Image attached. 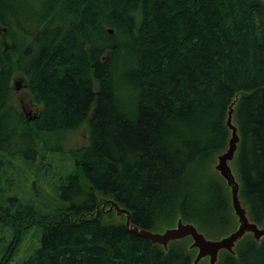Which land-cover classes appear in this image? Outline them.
Returning <instances> with one entry per match:
<instances>
[{
	"label": "trees",
	"instance_id": "obj_1",
	"mask_svg": "<svg viewBox=\"0 0 264 264\" xmlns=\"http://www.w3.org/2000/svg\"><path fill=\"white\" fill-rule=\"evenodd\" d=\"M14 74L36 118L14 104ZM233 101L239 199L264 227V0H0V221L15 231L3 262L37 226L21 264H192L185 245L165 251L95 213L105 198L140 230L180 219L207 239L233 231L230 189L213 169ZM83 125L87 145L69 151L53 187L62 207L42 214L13 181L32 168L33 193L54 184L46 158ZM234 251L218 264H264V238Z\"/></svg>",
	"mask_w": 264,
	"mask_h": 264
},
{
	"label": "rangeland",
	"instance_id": "obj_2",
	"mask_svg": "<svg viewBox=\"0 0 264 264\" xmlns=\"http://www.w3.org/2000/svg\"><path fill=\"white\" fill-rule=\"evenodd\" d=\"M18 75L14 74L12 77L11 82V89H12V96H13V102L17 106L19 110L25 114L27 117L36 116L35 114H38L39 112V106L33 102L31 96L29 95L28 90L26 89V85L24 83V80H21L17 78ZM17 78V79H16ZM91 115V112L89 113ZM62 146H61V152L58 155L55 156H47L45 163H50V169L47 172V178L53 173L55 175L49 179L50 183H54L51 186L49 185H38L36 182V192L33 193L30 189V184L38 178V175L35 174L33 169L31 168L30 171H27V180H18L15 179L13 181V184L17 187L19 190V198L20 199H34V204L39 207V210H42V214H49L57 210L58 208L62 207L60 205L61 201L57 196V193L54 190V185H58V183L64 178L66 174L70 171L72 168V161H71V154L70 150H76L78 148H82L83 146L87 145L88 137H87V127L86 125H83L81 128L70 131L68 133H65L62 135ZM51 145L54 146V141L51 142ZM230 167L232 170V173L235 177L236 182L238 183V179L236 177L235 173V158L234 162L231 164ZM28 170V169H25ZM240 191V186H239ZM109 199L100 198L99 203L101 204L100 208L98 207V212H102V224H125V214H117L114 210L108 211L110 208ZM246 208V207H244ZM178 221V220H177ZM176 221V222H177ZM187 223V222H185ZM176 225V223L173 226L166 227L162 229H159L156 232L162 233L165 229L173 228ZM40 229L37 226L31 227L29 230L25 231L24 234H19L20 241L16 244L14 248V252L17 253L16 256H14L10 261L3 262V256L1 254L2 249L4 248V245L11 241L15 237V231L13 229V225L6 224L4 222L0 221V264H21L24 262L28 256L32 253L33 249L39 245L41 233ZM216 239V238H212ZM239 243V242H238ZM171 244H177V245H185L186 251L189 252L190 256L194 260L197 254V251L190 248V245L192 242L189 238L181 239L178 241H173L169 243V246ZM189 244V245H188ZM226 252V251H223ZM220 251L218 253V260L217 263H219L221 255L223 253ZM228 253V252H227ZM199 264H209L208 258H203L199 261Z\"/></svg>",
	"mask_w": 264,
	"mask_h": 264
},
{
	"label": "water",
	"instance_id": "obj_3",
	"mask_svg": "<svg viewBox=\"0 0 264 264\" xmlns=\"http://www.w3.org/2000/svg\"><path fill=\"white\" fill-rule=\"evenodd\" d=\"M109 33L112 34V31L109 30ZM234 103L235 101L229 106L226 120V127L231 133L228 148L223 154L217 156L213 166V169L227 181V186L230 189L233 214L237 220V226L228 235L219 239H207L193 224L183 223L180 219L177 221L175 227L165 229L162 233L140 230L130 224V212L128 210L119 207L114 201H109L110 208L108 211L114 210L119 215L125 214L124 225L129 232L150 241L154 245L161 246L165 251L168 250L170 242L190 237L192 239L190 248L197 251L192 264H199V261L203 258H208L209 264H216L220 251L235 254L234 250L237 243L246 235H251L257 243L264 238V227H258L248 219L247 210L243 207L239 199V184L236 182L230 167V163L234 161L237 146L240 141L237 128L233 123ZM33 118H36V116H33ZM92 215H89V217Z\"/></svg>",
	"mask_w": 264,
	"mask_h": 264
},
{
	"label": "bare ground",
	"instance_id": "obj_4",
	"mask_svg": "<svg viewBox=\"0 0 264 264\" xmlns=\"http://www.w3.org/2000/svg\"><path fill=\"white\" fill-rule=\"evenodd\" d=\"M230 136H231V133H230ZM228 143H229V141H228ZM227 148H228V144H227ZM227 150V149H226ZM225 150V151H226ZM217 172V171H216ZM218 173V172H217ZM219 174V173H218ZM220 176V175H219ZM221 177V176H220ZM221 179L223 180V182L225 183V185L227 186V181L223 178V177H221ZM228 187V186H227ZM187 238H189L190 239V241L192 242V239L190 238V237H187Z\"/></svg>",
	"mask_w": 264,
	"mask_h": 264
}]
</instances>
